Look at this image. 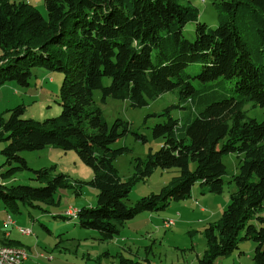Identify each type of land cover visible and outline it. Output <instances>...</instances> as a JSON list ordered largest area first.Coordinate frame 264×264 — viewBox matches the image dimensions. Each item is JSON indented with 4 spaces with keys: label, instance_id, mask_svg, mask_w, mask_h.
<instances>
[{
    "label": "trees",
    "instance_id": "1",
    "mask_svg": "<svg viewBox=\"0 0 264 264\" xmlns=\"http://www.w3.org/2000/svg\"><path fill=\"white\" fill-rule=\"evenodd\" d=\"M43 3L46 16L29 1L0 0V86L28 85L35 68L63 73L59 115L34 121L23 118L24 106L18 105L6 119L0 117V138L7 141L1 151L3 207L17 213L18 202H51L57 188L80 186L65 174L51 176L45 167L31 169L39 186L9 184L29 169L21 151L74 150L92 169L87 183L98 191L95 204L77 208L75 219L81 228L96 230L98 240L108 241L140 212H159L171 201L189 198L195 183L221 194L227 174L222 156L234 152L237 172L227 179L234 189L219 218L205 226L206 247L196 264H216L238 250L240 239L254 240L252 264H264V119L248 117L244 110L249 102L264 108V0H214L216 27L198 21L190 0ZM188 22L195 23L193 39L182 33ZM96 89L102 103L111 97L132 107L176 91L186 111L178 119L171 107L157 114L165 118L153 125L152 135L163 143L144 160L135 159L130 180H122L113 165L129 148L112 147L128 124L120 118L105 121L93 96ZM155 167L175 168L177 174L158 193L128 203L133 181ZM2 245L18 247L11 239ZM118 264L139 263L120 256Z\"/></svg>",
    "mask_w": 264,
    "mask_h": 264
},
{
    "label": "rangeland",
    "instance_id": "2",
    "mask_svg": "<svg viewBox=\"0 0 264 264\" xmlns=\"http://www.w3.org/2000/svg\"><path fill=\"white\" fill-rule=\"evenodd\" d=\"M28 1L46 16L43 0ZM213 1L190 0L198 10V21L210 27L218 25ZM182 33L186 38L193 39L195 23H186ZM188 71L195 72V67L189 66ZM62 78V72L35 68L26 86L15 82L2 84L0 117L6 119L9 109L18 105L24 106L22 117L34 121H43L59 115L61 109L58 92ZM103 83L108 84L109 79L104 78ZM93 96L108 124L116 118L128 124L127 133L112 144L113 148H129L128 152L118 155L113 161L118 176L124 181L133 177L136 158L144 160L149 151H156L163 143L162 138L152 135L153 125L165 118L157 114L171 107L170 114L173 118L178 119L186 115V111L181 109L176 91L164 92L141 107H132L126 99L111 97H107L102 103L99 89L94 90ZM244 110L248 117L258 121L264 119V108L260 106H253L249 102L244 106ZM135 135L145 137L146 141L137 139ZM6 143L7 141L0 138V173L6 169L3 166L5 157L1 153ZM19 155L26 160L29 169L16 173L9 184L39 186L40 183L33 179L31 169L42 167L48 168L51 176L61 173L72 181L80 182V186L57 188L54 201L51 202L33 200L32 205L18 202L17 213L5 209L0 201V240L6 232L16 231L14 229L18 227L30 228L32 231L28 235L16 231L11 238L28 247L30 259L25 264H118L120 256L139 264H196L197 257L206 247L205 226L216 221L229 202V193L234 186L227 183V179L237 172L239 158L234 152L222 156L227 174L223 177L225 182L221 194L208 193L199 183H195L189 198L171 201L159 212H140L126 221L114 238L100 241L97 239L96 230L83 229L76 219L63 217L69 207L93 206L96 202L98 191L87 183L92 178V169L80 160L77 153L74 150L64 151L49 146L38 150H23ZM176 174L175 168L162 170L155 167L146 178L133 181L128 203L132 204L143 196L158 193ZM8 215L15 223L5 229L3 223L7 221ZM163 220H173L174 224L165 229ZM254 248L253 239H240L238 250L218 258L216 264H252ZM262 248L264 249V243ZM87 252L91 255L88 256Z\"/></svg>",
    "mask_w": 264,
    "mask_h": 264
},
{
    "label": "built area",
    "instance_id": "3",
    "mask_svg": "<svg viewBox=\"0 0 264 264\" xmlns=\"http://www.w3.org/2000/svg\"><path fill=\"white\" fill-rule=\"evenodd\" d=\"M28 1V0H24ZM77 208H72L69 207L64 215L73 219L72 218V211ZM14 223L12 217L8 215L7 221L3 223L4 228H8L10 224ZM163 223L171 227L174 224L173 220H163ZM18 231L22 234H31V229L29 228H17ZM27 258L26 251L21 248V250H14V249H5L2 246H0V264H12V261H20V264H23L25 259Z\"/></svg>",
    "mask_w": 264,
    "mask_h": 264
},
{
    "label": "crops",
    "instance_id": "4",
    "mask_svg": "<svg viewBox=\"0 0 264 264\" xmlns=\"http://www.w3.org/2000/svg\"><path fill=\"white\" fill-rule=\"evenodd\" d=\"M15 223V222H14ZM14 230H16L19 234H22V233H20L19 231H18V229H14ZM16 231H10V232H6L5 234H4V237H2V240H0V245H2L3 244V242L4 241H8V240H10L11 238H12V235L14 234V232H16ZM22 235H24V234H22ZM12 240V239H11ZM17 246H22V247H24V248H26V250H27V254H28V247H25L24 246V244H22L21 242L19 243V242H17ZM87 255L88 256H90L91 254L89 253V252H87ZM30 256L29 255H27V258H26V260L23 262V264H25L26 262H28L29 261V258Z\"/></svg>",
    "mask_w": 264,
    "mask_h": 264
},
{
    "label": "bare ground",
    "instance_id": "5",
    "mask_svg": "<svg viewBox=\"0 0 264 264\" xmlns=\"http://www.w3.org/2000/svg\"><path fill=\"white\" fill-rule=\"evenodd\" d=\"M76 217H77V209H74V210L72 211V218L75 219ZM162 225H163V227H164L165 229L169 228V226L166 225L165 223H162ZM0 246H2V247L5 248V249L21 250V248H19V247H14V246H8V245H0ZM12 264H20V261H12Z\"/></svg>",
    "mask_w": 264,
    "mask_h": 264
}]
</instances>
